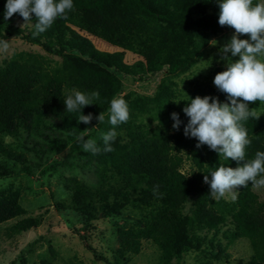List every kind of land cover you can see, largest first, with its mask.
Returning a JSON list of instances; mask_svg holds the SVG:
<instances>
[{
  "label": "trees",
  "instance_id": "obj_1",
  "mask_svg": "<svg viewBox=\"0 0 264 264\" xmlns=\"http://www.w3.org/2000/svg\"><path fill=\"white\" fill-rule=\"evenodd\" d=\"M6 2L0 0V40L21 37L46 55L21 52L0 63V180L35 175L26 155L6 138L18 142L25 134L46 137L47 132L61 131L62 136L47 137L45 146L36 143L32 149L46 159L68 148L79 152L81 167L91 173L89 181L61 176L68 195L56 203L62 215L85 227L100 218L131 220L130 226H115L119 246L113 253L114 264H128L141 254L145 241L158 249L159 264H181L191 254L198 264H264V200L251 182L238 189L235 200L209 195L204 175L219 166L238 165L207 145L196 148L198 141L184 135L189 118L183 108L189 98L178 100L177 84L171 78L194 68L211 38L227 29L218 23L219 0H73L67 19L58 17L39 35L32 34L35 14L29 24L19 13L6 20ZM258 2L253 0V4ZM85 34L122 51H101ZM127 53L143 60L128 64ZM164 70L166 77L154 96H123L129 118L115 126L113 151L104 152L101 137L113 128L108 122L109 108L111 99L123 90L120 76L137 78ZM222 71L216 68L206 80L195 82L189 97L213 96L230 103L227 94L213 84ZM72 89L98 92L99 97L82 113L69 112L64 100ZM259 105L257 100L249 108ZM100 112L105 116L101 123L95 119ZM174 112L183 122L179 130L173 129ZM89 113L94 117L90 124L77 123L81 114ZM240 123L250 140L245 147L247 161L256 152H264V113ZM80 135L95 140L101 151L84 152L76 142ZM184 155L195 168L191 175L182 172ZM58 164L65 166L54 161L42 174L57 173ZM22 199L21 191L13 186L0 189V227L17 221L9 229L11 237L36 229L42 222L28 216ZM239 240L250 243L248 260L232 259L229 248ZM49 252L40 256L39 264H58L55 249L50 247Z\"/></svg>",
  "mask_w": 264,
  "mask_h": 264
},
{
  "label": "rangeland",
  "instance_id": "obj_2",
  "mask_svg": "<svg viewBox=\"0 0 264 264\" xmlns=\"http://www.w3.org/2000/svg\"><path fill=\"white\" fill-rule=\"evenodd\" d=\"M233 34H235V29L228 26L221 34L212 37L209 45L203 49L200 60L194 68L186 74L171 77L177 84L179 101L187 100L195 82L206 80L207 76L216 68L221 67L226 70V64L221 59V49ZM85 35L89 36L88 34ZM89 38L101 51L111 53L122 51L95 37L89 36ZM239 38L250 39V36L245 34ZM3 40L9 41L10 47L7 52H0V63H3L4 60H10L14 54L21 52L46 55L39 46H32L21 37ZM228 55L231 56V53ZM50 58H53L55 62L61 61L57 57ZM234 59H238V57ZM139 60L143 59L132 53H127L125 56V62L128 64H134ZM120 77L123 81V90L120 95L125 96L133 93L136 96L152 97L162 79L166 77V70L155 74H144L137 78L122 75ZM255 113H264V102L261 101V105L255 109ZM46 134V137H38L36 134L27 136L25 134L18 142L10 138L5 140L8 144L13 145L19 153L26 155L33 165L35 175L19 174L16 177L0 180V189L13 186L16 190H20L23 195L22 205L27 210L28 216L39 217L42 222L38 228L14 237L9 235V229L17 221H11L1 226L0 264H39L42 254H50V247L54 248L58 254L56 259L58 264H114L113 253L119 246L115 235V226L117 224L128 225L131 220L126 221L123 217L100 218L85 227L77 219L62 215L57 209L56 203L67 198L68 195L63 190L60 181L61 176H77L82 180L89 181L91 173L88 168L83 169L81 167L83 164V159L80 157L81 153L72 152L69 148L50 156L49 159L36 155L32 149L36 143L45 146L47 137L55 139L57 136H62L61 131H57L56 134L52 132ZM187 157L184 155L185 162L182 172L191 175L195 168ZM41 158L44 160L42 163H40ZM54 161L65 163L63 164L65 166L58 164L57 173L42 174L43 170L50 167ZM255 190L261 200H264V188ZM235 192L237 197L238 189ZM223 198L233 200L231 193H226ZM190 205V203L187 204V211H189ZM127 213L130 214L131 211ZM223 242L224 244L227 243L226 241ZM229 252L234 261L248 260L252 255V249L247 240L237 241L229 248ZM195 257L194 254L188 255L185 262L180 263L198 264L195 262ZM158 259L159 252L156 246L145 241L141 254L133 257L128 264H159ZM174 264H177V261H174Z\"/></svg>",
  "mask_w": 264,
  "mask_h": 264
},
{
  "label": "clouds",
  "instance_id": "obj_3",
  "mask_svg": "<svg viewBox=\"0 0 264 264\" xmlns=\"http://www.w3.org/2000/svg\"><path fill=\"white\" fill-rule=\"evenodd\" d=\"M73 8V0H7L4 18L7 20L19 13L25 24H29L32 14H35L37 22L33 25L35 31L32 34L39 35L50 28L58 17L67 19L66 13ZM219 9V25L234 28L235 34L221 49L226 70L217 73L213 83L220 92L227 94L230 103H221L218 97L213 96L189 97L183 108L189 118L184 126V135L198 141L196 148L207 145L210 150L237 162L236 168L219 166L203 177L204 183L210 186L211 197L220 199L231 193L235 200V190L247 187L249 182L254 189L264 188V152L258 151L254 159L245 161V147L250 140L246 128L240 123L255 116V110L249 108L250 103L257 100L264 102V0L256 4L253 0H219ZM245 34L250 39L239 38ZM9 47V41L0 40V52H7ZM98 97V92L85 94L72 89L64 104L67 111L82 113V109L94 104V99ZM93 118L91 113L81 114L77 123L87 125ZM128 118V105L123 96L117 94L111 99L109 108L108 122L113 128L101 137L104 152L113 151L111 142L116 138L115 126L127 122ZM95 119L103 122L104 113L100 112ZM171 119L174 121L173 129L179 130L183 123L179 114L172 113ZM88 131L86 129L82 133ZM85 137L77 136V144L84 152L98 154L101 148L96 141L85 140Z\"/></svg>",
  "mask_w": 264,
  "mask_h": 264
}]
</instances>
